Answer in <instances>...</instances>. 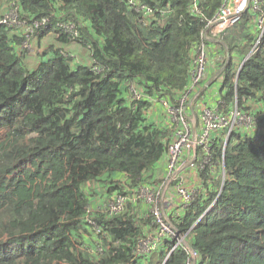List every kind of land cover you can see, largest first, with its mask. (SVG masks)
<instances>
[{
  "label": "trees",
  "instance_id": "16d2710c",
  "mask_svg": "<svg viewBox=\"0 0 264 264\" xmlns=\"http://www.w3.org/2000/svg\"><path fill=\"white\" fill-rule=\"evenodd\" d=\"M136 1L156 13L147 26L127 0H7L26 25L48 19L40 37L54 32L65 43L71 37L63 27L73 26L92 66L73 65L68 54L49 47L29 71L24 38L0 23V264H163L164 246L133 258L146 229L140 222L145 210L127 204L108 215L100 189L126 194L124 185L136 188L153 179L172 131L162 117H147L152 102L177 105L189 85L195 44L222 0H197L200 15L192 12V0ZM258 15L248 12L229 29L239 38L232 47L238 60L251 50ZM230 50L223 99L231 101L236 89L239 108L258 106L264 125V34L236 88ZM211 156L216 168L223 163L225 181L201 172L206 192L180 229L193 227L199 264H264V131L258 140L232 133L224 152L215 140ZM91 206L98 237L85 220ZM21 213V222L9 221ZM183 263L182 250H175L164 264Z\"/></svg>",
  "mask_w": 264,
  "mask_h": 264
},
{
  "label": "built area",
  "instance_id": "2783aa9c",
  "mask_svg": "<svg viewBox=\"0 0 264 264\" xmlns=\"http://www.w3.org/2000/svg\"><path fill=\"white\" fill-rule=\"evenodd\" d=\"M127 3L140 15L142 25L147 26L155 19L156 13L150 7L136 0H127ZM197 5V0H192L191 10L194 14L200 15ZM263 5L264 0H222V5L215 15L205 21L204 29L195 44L190 61L187 89L177 99L176 106H170L165 101L162 102L165 107L166 121L170 125L172 133L166 148L161 179L158 178L156 185L152 184L154 182H146L136 188H130L128 192L124 191L127 192L126 194L112 195L109 198V209L105 207V203L102 205L103 211L108 215H117L123 212L127 204L135 207L141 202L144 206L146 215L141 219L146 229H143L144 236L137 242L134 259L149 256L164 246L166 251L164 262L175 250H182L183 264H199V253L194 248L190 235L192 228L181 232L178 224L186 216L197 196L206 192L201 181V172L208 169L210 175L215 177L216 165L211 160V146L215 140H220L224 147L232 133L238 134L241 139L258 140L264 129L261 127L263 126L262 112L256 114L253 107L246 112L239 108L236 89L232 101L226 102L223 99L224 91L221 90V94L216 96L215 90H213L215 88H213L210 105L201 107L198 110L199 114L196 112L195 106L201 97L210 47L216 46L217 38L228 29L238 25L242 16L252 7V10L259 13L254 23L258 34L252 44L251 52H254L264 34V11L261 9ZM160 13L162 14V12ZM4 14L0 23L8 28L15 29L24 25L25 39L22 49L30 48L29 38L34 32L46 29L48 26L46 18L26 25L25 22L19 20L15 7H11ZM63 29L74 38L77 37L73 26H64ZM214 81H216L218 90L223 87V79L220 76H217ZM245 106L250 107L249 103H245ZM221 166L222 164L219 163L217 168H221ZM187 169L196 174L192 186L186 182ZM97 208L101 210L100 206ZM92 211L93 209L89 207L85 220L93 229L94 236L98 237L99 229L88 217ZM205 213L200 215L199 220ZM167 241L171 242L170 249L165 246ZM94 252L95 254L102 252L100 241L94 242Z\"/></svg>",
  "mask_w": 264,
  "mask_h": 264
},
{
  "label": "crops",
  "instance_id": "0c3cea01",
  "mask_svg": "<svg viewBox=\"0 0 264 264\" xmlns=\"http://www.w3.org/2000/svg\"><path fill=\"white\" fill-rule=\"evenodd\" d=\"M6 3H7V0H4L3 5H2V10L4 9V11H7L9 9L8 6L6 5ZM45 37H42V39ZM42 39L39 42V49L42 52H39L40 54L38 55V57L35 59V58H29L27 56L25 59V65L29 71H34L38 67L39 63L41 62V59H40L41 56L44 54V52L49 47L59 49L66 54H70L69 51L67 50L68 48H73L72 52L75 54L76 59L79 62L78 65H82V66L88 65L89 66V64H90L89 53L87 50L86 51L84 50L85 48L83 49V47H82V49L85 52V54H83L82 49L79 47L80 46L79 44L77 45V44L73 43V46H72L71 41H67L65 43H62V42L58 41V39H57V41L55 40V42L52 41V43H44L43 44ZM217 44L216 45L218 47L215 48L212 53H210L209 59L207 61V68H206V73H205L204 84L212 81V76L215 75L214 73L219 70L218 66L220 64L219 60L221 59V54H222V52H224L227 49V45L223 41V37H220V39L217 40ZM212 47H215V45ZM212 89H213V86L210 87V89L200 97V99L196 102V106H195L196 109L200 110L201 107H203L205 105H207V106L210 105V102L212 101V98H213ZM152 103H153V105H152V107L148 113V118L152 119V120H160V118L163 117V114H162L163 108H162V111L160 108V106L162 107V105H161L162 102L157 101V100H153ZM163 165H164L163 162H160L158 165H156V168L154 171V178L155 179L159 178L161 176V174L163 172ZM186 175H187L186 182L188 183V185L192 186V183L195 182L194 178L196 177V174H194V171L190 172L189 169H187ZM184 178H186V176H184ZM160 179H161V177L159 178V180Z\"/></svg>",
  "mask_w": 264,
  "mask_h": 264
},
{
  "label": "rangeland",
  "instance_id": "374dc122",
  "mask_svg": "<svg viewBox=\"0 0 264 264\" xmlns=\"http://www.w3.org/2000/svg\"><path fill=\"white\" fill-rule=\"evenodd\" d=\"M3 2H4V0H3ZM3 2H2V5H3ZM8 14V13H7ZM5 15V14H4ZM14 31H13V33L14 34H17V36H21L22 35V33H23V31H24V25L23 26H19V27H17V28H15V29H13ZM62 30V29H61ZM234 30V29H233ZM233 30H230V31H228L226 34H225V37H224V40H225V42L226 43H230V46H229V49H231L230 50V52H233V53H235L236 54V51H235V49H233L232 47L233 46H235L236 44H238L239 43V38L235 35V31L233 32ZM234 34V35H233ZM251 34L253 35V37L255 36V30L254 29H252L251 28ZM23 36H24V33H23ZM46 36V37H45ZM45 36H43V37H45V38H43L42 39V37H40V33H38L35 37L34 36H31L30 38H29V44H30V48L27 50V52H28V54H27V56L29 57V58H37L38 57V55L40 54L39 52H42L40 49H39V42H40V40L42 39V41H43V44L44 43H52V41H54L55 42V40L57 41V39H58V35H56V34H53V33H48V34H46ZM57 36V37H56ZM73 37V36H72ZM71 43H72V46H73V43H75V44H79L80 46V48L82 49V47H83V49L86 51L87 50V47H85V46H83V45H81V43H79L78 42V39H77V41H71ZM72 49L73 48H68L67 50L69 51V56H70V59H71V61H72V64L73 65H77L79 62H78V60L76 59V56H75V54L72 52ZM82 49V53L83 54H85V52H84V50ZM218 50V49H217ZM89 60V59H88ZM240 60L241 59H239V62L238 63H240ZM76 61V62H75ZM90 61V60H89ZM31 62V61H30ZM215 63V62H214ZM238 63H236V64H234V67H236L237 65H238ZM90 65V64H89ZM88 66V65H87ZM219 67V66H218ZM215 91H216V89H215ZM160 108H161V111H162V108H163V106L161 107L160 106ZM255 109H258V106H255ZM198 114H199V112H198V109H197V111H196ZM163 117H162V120H167V118H166V115H165V107L163 108ZM148 117V116H147ZM262 128H263V126H261ZM224 151H225V147H224ZM215 172H218V174H215V177H217L218 179H221V181H222V183L225 181V178H226V174L224 173V166H223V163H222V166H221V168H216L215 169ZM158 180H155V181H153L154 183H152V184H154V185H156V182H157ZM124 187L126 188V191L128 192L129 191V188L130 187H127V185H124ZM124 188V189H125ZM222 188V187H221ZM100 191H101V193H102V195L100 194V196H101V199H98V200H100V201H102V202H104L105 203V207L107 208V209H109V197L112 195V193L111 194H107L106 192H105V190L104 189H100ZM105 195V196H104ZM135 209L137 210V212L139 213L141 210H143L144 211V206L142 205V203L141 202H139L136 206H135ZM23 215L24 214H11V216H9V221H12V222H14L15 224H18L19 222H21L22 221V219H23ZM143 215V214H142ZM141 215V216H142ZM6 222L8 223V224H10L7 220H6ZM17 226V225H16ZM179 230L181 231V229L179 228ZM145 233V231L143 230V234ZM93 246H94V243H93Z\"/></svg>",
  "mask_w": 264,
  "mask_h": 264
},
{
  "label": "clouds",
  "instance_id": "9594fccd",
  "mask_svg": "<svg viewBox=\"0 0 264 264\" xmlns=\"http://www.w3.org/2000/svg\"><path fill=\"white\" fill-rule=\"evenodd\" d=\"M9 8V7H8ZM9 9H11V8H9ZM8 9V10H9ZM7 10V11H8ZM7 11H5V12H7ZM252 11H254V10H252V7L246 12V13H248V12H252ZM4 12V13H5ZM254 12H257V11H254ZM245 13V14H246ZM244 14V15H245ZM243 17V16H242ZM256 20V19H255ZM255 20H253V22H252V24L254 25V23H255ZM241 22V21H240ZM237 26V25H236ZM235 27V26H234ZM233 27V28H234ZM45 29H39V30H37L36 32H34V34L32 35V36H36L38 33H41L42 31H44ZM75 31H76V29H74ZM254 30H256V27H255V25H254ZM13 29H12V33H13ZM229 31V29L227 30V31H225L223 34H221L218 38H217V40H219L220 39V37H222L226 32H228ZM65 33H67L66 31H64ZM50 33H54V32H50ZM76 33H77V31H76ZM14 34V33H13ZM55 34V33H54ZM70 37H71V41H76V38L78 37V35H77V37H72L69 33H67ZM17 35V34H16ZM257 36H258V34H257V30H256V34H255V39L257 38ZM263 36V35H262ZM19 38H24V36H23V33H22V35L21 36H18ZM262 38V37H261ZM25 39V38H24ZM24 39H23V41H24ZM216 40V41H217ZM261 40V39H260ZM260 42V41H259ZM254 43V42H253ZM252 43V44H253ZM259 44V43H258ZM218 45V44H217ZM215 46V47H210V53H212L213 52V50L215 49V48H217L218 46ZM251 50H252V47H251ZM250 50V51H251ZM88 51V50H87ZM250 53V52H249ZM249 53H248V55H249ZM252 53L253 52H251V55H252ZM69 55V54H68ZM235 55V53H233V52H231V58H232V62H234V64H236V63H238L239 62V60L237 59V57H235L234 56ZM247 55V56H248ZM250 55V56H251ZM210 56V55H209ZM247 56L245 57V58H243L242 60H240V63H238V65L236 66V67H234V71H235V77H233L232 78V81H233V83H234V85H235V88H236V85H237V76H238V73L240 72V70H241V67H242V65H243V63L248 59L247 58ZM249 56V57H250ZM89 59H90V57H89ZM221 59L223 60V62L221 63ZM221 59L219 60L220 61V64H219V70L218 71H216L214 74L215 75H213L212 76V81L211 82H208V83H206V84H204V82H205V80H204V82H203V85H202V88H201V96L205 93V92H207L209 89H210V87H212L213 86V88H215L216 89V91H215V95L216 96H219V94H221V90H223L224 91V89H223V87L221 88V89H217L216 87H217V85H216V81H214V79L217 77V76H220L223 80H224V68L226 67V65L230 62V54H229V47L227 46V49L224 51V52H222V54H221ZM78 65V64H77ZM84 66H86V65H84ZM92 66V61H91V59H90V65L89 66H87V67H91ZM235 78H236V84H235ZM223 82V81H222ZM207 85H209L204 91H203V88L205 87V86H207ZM215 89H213V90H215ZM233 99V98H232ZM232 101V100H231ZM161 102H164V101H161ZM162 106H163V104H161ZM163 108H164V106H163ZM263 124V123H262ZM263 129H264V125H263ZM229 140V139H228ZM228 142V141H227ZM227 144V143H226ZM226 146V145H225ZM224 146V147H225ZM224 147H223V152H224ZM161 162H164V159L161 161ZM221 164H222V162H221ZM218 174V173H217ZM216 178V177H215ZM155 180H158V178H154L153 177V179L152 180H148L147 181V183H150V182H153V181H155ZM130 189V188H129ZM126 191V190H125ZM219 193H220V191H219ZM111 197V196H110ZM109 197V198H110ZM217 197H218V195L214 198L215 200L212 202V204L204 211V212H206L207 213V211L212 207V205L215 203V201L217 200ZM95 205H98L97 203H94ZM100 204H102V205H104V202H102V201H100ZM98 207V206H97ZM91 208H92V206H91ZM93 209V208H92ZM145 213H146V211H145ZM203 213V212H202ZM201 213V214H202ZM205 213V214H206ZM89 217V216H88ZM200 217V216H199ZM204 217V216H203ZM202 217V218H203ZM201 218V219H202ZM184 219V218H183ZM183 219L179 222V224H178V227L180 228V225H182L183 224ZM200 219V220H201ZM199 221V218H198V220H197V222ZM140 222H141V224L143 223V221H142V219L140 220ZM192 229H193V227H191ZM190 229V228H189ZM188 229V230H189ZM187 231V230H186ZM186 231H182L181 230V232H186ZM192 231V230H191ZM190 235H191V232H190ZM192 236V235H191ZM169 258V257H168ZM165 262L163 261V264H164Z\"/></svg>",
  "mask_w": 264,
  "mask_h": 264
},
{
  "label": "water",
  "instance_id": "95a60500",
  "mask_svg": "<svg viewBox=\"0 0 264 264\" xmlns=\"http://www.w3.org/2000/svg\"><path fill=\"white\" fill-rule=\"evenodd\" d=\"M250 55H251V51H250L249 55L247 56V58H248ZM208 86H209V85L205 86V87L203 88V91H204Z\"/></svg>",
  "mask_w": 264,
  "mask_h": 264
}]
</instances>
